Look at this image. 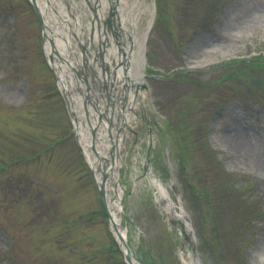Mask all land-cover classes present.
<instances>
[{"label":"rangeland","instance_id":"1","mask_svg":"<svg viewBox=\"0 0 264 264\" xmlns=\"http://www.w3.org/2000/svg\"><path fill=\"white\" fill-rule=\"evenodd\" d=\"M70 1L89 66L111 40L134 44L115 0ZM149 2L135 37L151 59L121 131L130 246L145 264H264V0ZM44 40L29 0H0V264H127ZM233 129L249 149L229 145Z\"/></svg>","mask_w":264,"mask_h":264},{"label":"bare ground","instance_id":"2","mask_svg":"<svg viewBox=\"0 0 264 264\" xmlns=\"http://www.w3.org/2000/svg\"><path fill=\"white\" fill-rule=\"evenodd\" d=\"M31 1L37 6L41 16L45 33V52L50 57L60 85L66 93L84 155L94 170L99 185H101L104 176L106 177V181L101 187L103 186L105 191V200L114 232L119 238L124 252L131 255L132 264H144L135 257L134 250L129 243L127 227L122 222L125 189L122 187L123 159L120 156V148L122 147V150L124 147L122 146L123 132L121 131L131 121L130 108L133 107L132 102L139 95L137 87L142 88L144 83L146 58L143 39L146 35L140 41L135 37V29L138 28L137 23L141 14V0H115L117 8L126 10L127 17L134 25V34L131 35L134 37V44L130 47L128 44L123 49H116L115 46H112L106 51V56H102V59L98 61L99 64L93 66H89L82 60L81 51L78 50L77 43L74 42V36L77 38L78 35L77 32L74 33L73 28L78 30L79 27H82V20L72 22V20L80 19V16L74 17L70 14L71 1ZM151 5L152 0L144 8H151ZM121 14L123 16L124 12ZM255 14L252 13L248 16L253 19L256 17ZM151 23L152 20L150 25ZM111 42L115 45V40H111ZM81 48L84 51L88 49L83 47V44ZM101 82L113 85L112 91L109 90L108 104L106 100L102 99L103 95L100 93ZM117 86L120 91L116 90ZM85 98L91 100V105L89 101L86 110L83 109ZM106 104L112 117L99 116L104 109H107ZM89 108L92 110L89 111ZM233 130L235 133L225 134L229 145L243 151L249 149L244 133L240 129ZM157 188L161 191L160 185Z\"/></svg>","mask_w":264,"mask_h":264},{"label":"water","instance_id":"3","mask_svg":"<svg viewBox=\"0 0 264 264\" xmlns=\"http://www.w3.org/2000/svg\"><path fill=\"white\" fill-rule=\"evenodd\" d=\"M105 175V174H104ZM105 176H104V179H103V182H102V184H104L105 183ZM101 184V185H102ZM101 194H102V202H103V204H104V206L106 207V210H107V212H108V214H109V211H108V209H107V203H106V200H105V191H104V189H103V186L101 187ZM129 252V251H128ZM127 259L129 260V261H131L132 259H131V255L130 254H127Z\"/></svg>","mask_w":264,"mask_h":264}]
</instances>
